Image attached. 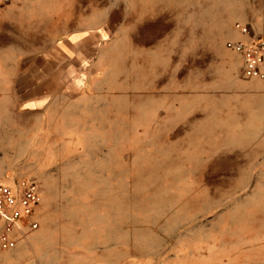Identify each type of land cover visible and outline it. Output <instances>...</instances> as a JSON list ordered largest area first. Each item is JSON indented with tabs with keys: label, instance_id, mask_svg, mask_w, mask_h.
Wrapping results in <instances>:
<instances>
[{
	"label": "rangeland",
	"instance_id": "374dc122",
	"mask_svg": "<svg viewBox=\"0 0 264 264\" xmlns=\"http://www.w3.org/2000/svg\"><path fill=\"white\" fill-rule=\"evenodd\" d=\"M18 1L0 8V183L42 203L0 264L264 242V81L227 48L237 24L264 35V0Z\"/></svg>",
	"mask_w": 264,
	"mask_h": 264
},
{
	"label": "built area",
	"instance_id": "2783aa9c",
	"mask_svg": "<svg viewBox=\"0 0 264 264\" xmlns=\"http://www.w3.org/2000/svg\"><path fill=\"white\" fill-rule=\"evenodd\" d=\"M10 3L0 0V8ZM235 29L248 39L230 42L227 48L241 56L244 79L264 81V35L254 36L243 24ZM41 203L39 185L33 180L22 179L16 185L0 183V252L14 251L26 236L39 230L35 218Z\"/></svg>",
	"mask_w": 264,
	"mask_h": 264
},
{
	"label": "crops",
	"instance_id": "0c3cea01",
	"mask_svg": "<svg viewBox=\"0 0 264 264\" xmlns=\"http://www.w3.org/2000/svg\"><path fill=\"white\" fill-rule=\"evenodd\" d=\"M11 3L13 6H20L22 4L18 0H11ZM19 245L15 250L23 248H19ZM208 249L206 264H264V255H262L261 259V251H264V242L261 244L259 239H255L251 248H244L243 246L236 244L231 245V247L222 245ZM28 264L35 263L28 261Z\"/></svg>",
	"mask_w": 264,
	"mask_h": 264
}]
</instances>
